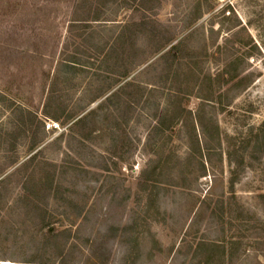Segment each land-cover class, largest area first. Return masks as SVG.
<instances>
[{
	"label": "rangeland",
	"instance_id": "1",
	"mask_svg": "<svg viewBox=\"0 0 264 264\" xmlns=\"http://www.w3.org/2000/svg\"><path fill=\"white\" fill-rule=\"evenodd\" d=\"M94 2L0 0V264H264V0Z\"/></svg>",
	"mask_w": 264,
	"mask_h": 264
},
{
	"label": "trees",
	"instance_id": "2",
	"mask_svg": "<svg viewBox=\"0 0 264 264\" xmlns=\"http://www.w3.org/2000/svg\"><path fill=\"white\" fill-rule=\"evenodd\" d=\"M79 1H80V3H81L84 7H86L87 11L82 12V17H81V16H77L76 14L73 15V18L70 19V21H69V27H72L74 24H79L80 26H82V25L89 24V22H91V21H97V20H98V9H99L98 4H95L94 0H79ZM109 1H111V0H105V3H104V4H106V3L109 2ZM80 3H79V4H80ZM79 6H81V5H79ZM78 10H79V7H78ZM76 12H77V11H76V9H75L74 13H76ZM93 14H94V15H93ZM83 27H84V26H83ZM168 44H169V42H168V43H165V44H163V45H161V46H159L158 49L155 50V52H158V51L164 49ZM175 48H176L175 44H172L169 48H167L166 50H164V51L161 53L160 56L165 57V56L171 54V53L175 50ZM74 60H75V59H71V58L69 59V58H68V59H65L64 61H60L59 64H60L61 66H63V67H66V68H70L71 66L74 67V65H73V63L75 62ZM71 68H72V67H71ZM127 75H128V73L125 72V73L123 74V77H126ZM56 120H57V119H56ZM159 126H161V122L158 123V127H159ZM36 157H37V154H36V152H35V153H33L32 155H30L22 165H24V166L29 165L30 163H32V162H34V161L36 160ZM2 182H4V180L1 179V183H2ZM22 197H23V198H26V199H30V198H32V197L26 196V195H24V194L22 195ZM34 202H35V200H34ZM34 202H32V203H34ZM47 232H48V234H50L52 237H54V238L57 237L56 233H53V230L48 229ZM27 262H29V261H27ZM35 263H36V262H35Z\"/></svg>",
	"mask_w": 264,
	"mask_h": 264
},
{
	"label": "built area",
	"instance_id": "3",
	"mask_svg": "<svg viewBox=\"0 0 264 264\" xmlns=\"http://www.w3.org/2000/svg\"><path fill=\"white\" fill-rule=\"evenodd\" d=\"M49 125V124H48Z\"/></svg>",
	"mask_w": 264,
	"mask_h": 264
}]
</instances>
